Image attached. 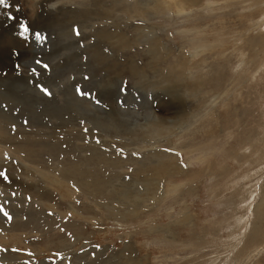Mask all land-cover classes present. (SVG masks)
<instances>
[{
    "label": "rangeland",
    "instance_id": "1",
    "mask_svg": "<svg viewBox=\"0 0 264 264\" xmlns=\"http://www.w3.org/2000/svg\"><path fill=\"white\" fill-rule=\"evenodd\" d=\"M9 3L0 264H264V0Z\"/></svg>",
    "mask_w": 264,
    "mask_h": 264
},
{
    "label": "snow or ice",
    "instance_id": "2",
    "mask_svg": "<svg viewBox=\"0 0 264 264\" xmlns=\"http://www.w3.org/2000/svg\"><path fill=\"white\" fill-rule=\"evenodd\" d=\"M0 5H3L5 8H11L12 5L9 3V0H0ZM16 11L19 12V6L16 7ZM7 20L12 21L15 24L16 32L15 34L19 39H21L25 44H29L32 41L35 42V44L44 45L49 39V36L46 32H42L40 30H36L33 32L31 29L29 23L27 20H25L23 17H20L19 19L17 16L13 15L11 12L7 13ZM11 26V25H9ZM15 55H19L18 52H15ZM36 65H39L44 70L50 71V67L48 64L44 63L42 60L37 59L35 61ZM17 69L19 70V64L16 65ZM19 74V73H18ZM31 74L39 77L40 73L37 70L36 67H33L31 69ZM41 89H43V85H38ZM44 91H47L46 89H43Z\"/></svg>",
    "mask_w": 264,
    "mask_h": 264
}]
</instances>
